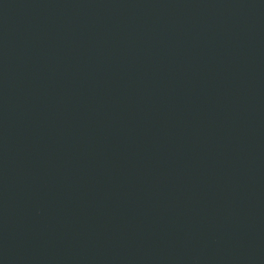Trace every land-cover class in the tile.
Returning a JSON list of instances; mask_svg holds the SVG:
<instances>
[{
    "label": "water",
    "instance_id": "water-1",
    "mask_svg": "<svg viewBox=\"0 0 264 264\" xmlns=\"http://www.w3.org/2000/svg\"><path fill=\"white\" fill-rule=\"evenodd\" d=\"M0 264H264V0H0Z\"/></svg>",
    "mask_w": 264,
    "mask_h": 264
}]
</instances>
